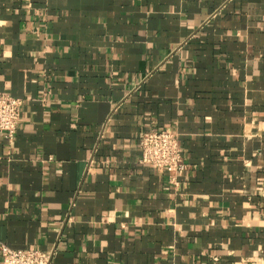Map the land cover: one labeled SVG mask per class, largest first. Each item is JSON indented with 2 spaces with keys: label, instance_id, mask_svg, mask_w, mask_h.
I'll use <instances>...</instances> for the list:
<instances>
[{
  "label": "crops",
  "instance_id": "obj_1",
  "mask_svg": "<svg viewBox=\"0 0 264 264\" xmlns=\"http://www.w3.org/2000/svg\"><path fill=\"white\" fill-rule=\"evenodd\" d=\"M0 244L49 264H264V0H0ZM177 134L176 184L139 162Z\"/></svg>",
  "mask_w": 264,
  "mask_h": 264
},
{
  "label": "built area",
  "instance_id": "obj_2",
  "mask_svg": "<svg viewBox=\"0 0 264 264\" xmlns=\"http://www.w3.org/2000/svg\"><path fill=\"white\" fill-rule=\"evenodd\" d=\"M20 106L21 100L0 93V135L8 140L16 131ZM139 149L140 164L165 172L172 184L186 171L175 133L147 130L140 137ZM0 264H49V257L40 251L13 250L0 244Z\"/></svg>",
  "mask_w": 264,
  "mask_h": 264
}]
</instances>
